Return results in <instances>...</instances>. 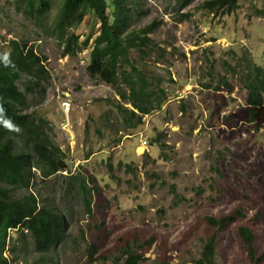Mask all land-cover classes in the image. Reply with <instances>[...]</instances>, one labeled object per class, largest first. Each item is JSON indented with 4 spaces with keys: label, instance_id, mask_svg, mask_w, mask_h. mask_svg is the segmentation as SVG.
Returning a JSON list of instances; mask_svg holds the SVG:
<instances>
[{
    "label": "rangeland",
    "instance_id": "obj_1",
    "mask_svg": "<svg viewBox=\"0 0 264 264\" xmlns=\"http://www.w3.org/2000/svg\"><path fill=\"white\" fill-rule=\"evenodd\" d=\"M179 1L126 2L130 29L155 20L149 37L161 49L143 60L131 53L161 106L142 115L141 126L127 129L116 118L115 99L131 105L86 72L98 32L95 15L87 13L73 28L79 42L91 36L87 45L67 55L50 35L60 0L39 20L25 13L23 1L0 0V55L9 52L11 40H26L44 57L48 73L41 89L25 93L20 111L45 120L46 133L68 163L47 178L32 167L28 187L14 189L15 196L34 193L67 220L65 237L45 254L50 264H123L122 247L133 239H152L137 249V264H195L211 235L217 264H248L240 226L253 233L261 258L255 264H264V114L249 117L244 87L247 60L264 69V3L239 0L230 13L213 14L201 9L203 0L182 8ZM27 80L22 75L17 81L22 91ZM18 144L14 149L23 147ZM80 180L91 191L90 215ZM236 209L243 217L221 229L205 220ZM9 232L17 248L3 255L12 264H30L38 254L28 233ZM86 243L96 246L94 261Z\"/></svg>",
    "mask_w": 264,
    "mask_h": 264
},
{
    "label": "trees",
    "instance_id": "obj_2",
    "mask_svg": "<svg viewBox=\"0 0 264 264\" xmlns=\"http://www.w3.org/2000/svg\"><path fill=\"white\" fill-rule=\"evenodd\" d=\"M21 1L25 13L39 20L51 9L53 0ZM192 1L180 0L179 7H185ZM238 1L203 0L201 9L213 14L218 11L230 13L237 7ZM126 2L127 0H60L54 13L50 35L62 44L63 54L74 55L87 45L91 36L88 35L79 42L73 28L80 25L87 13L95 15L98 32L92 38L86 72L92 79L110 85L121 101L131 105L132 109H128L115 99L114 110L116 118L124 127L133 129L141 126L142 115L148 114L154 108H160L161 99L150 89L151 83L146 80L143 67L140 68L139 63L133 61L131 53H137L139 60H143L154 49H161L149 37L157 22L153 20L140 28L130 29L132 14ZM161 55L160 53L159 57ZM43 59L26 40H11L9 52L0 55V264H12L11 259L3 255L6 250L14 252L17 248L16 241L9 236L11 230L18 237L25 236L24 231L28 233L33 251L38 254L30 264H50L45 259V254L51 252L66 234L67 220L63 214L40 204L37 196L30 191L26 190L20 196L14 195V189L28 187L32 167L38 170L42 178L68 167L65 155L52 143L45 131V120L33 116L32 113L20 111L25 102V93L36 88L41 89L40 85L48 77ZM245 68L244 87L247 90L248 115L256 120L260 114H264V69L248 60ZM22 75L29 77L25 91L17 84ZM157 81L159 84L160 78ZM223 83L227 84L224 80ZM121 84L126 86L127 92L121 90ZM121 112L124 113L122 116L119 114ZM15 143H19V146L22 143L23 147L14 149ZM78 189L82 193L85 213L90 215V188L85 181L80 180ZM239 217H243V213L236 209L232 214L207 216L205 220L221 229L226 223ZM237 233L246 250L248 264L260 261L250 228L240 226ZM214 239V235L204 238L199 257L194 259L195 264H217L214 257ZM151 241L152 239L139 242L133 239L126 242L121 251L123 264H137L142 259L137 249ZM85 248L88 259L94 261L96 246L86 243Z\"/></svg>",
    "mask_w": 264,
    "mask_h": 264
},
{
    "label": "bare ground",
    "instance_id": "obj_3",
    "mask_svg": "<svg viewBox=\"0 0 264 264\" xmlns=\"http://www.w3.org/2000/svg\"><path fill=\"white\" fill-rule=\"evenodd\" d=\"M142 150V148H138V151H141Z\"/></svg>",
    "mask_w": 264,
    "mask_h": 264
},
{
    "label": "water",
    "instance_id": "obj_4",
    "mask_svg": "<svg viewBox=\"0 0 264 264\" xmlns=\"http://www.w3.org/2000/svg\"><path fill=\"white\" fill-rule=\"evenodd\" d=\"M136 150H137V152H138V147H137V149H136Z\"/></svg>",
    "mask_w": 264,
    "mask_h": 264
},
{
    "label": "built area",
    "instance_id": "obj_5",
    "mask_svg": "<svg viewBox=\"0 0 264 264\" xmlns=\"http://www.w3.org/2000/svg\"><path fill=\"white\" fill-rule=\"evenodd\" d=\"M143 142H145V141L143 140Z\"/></svg>",
    "mask_w": 264,
    "mask_h": 264
}]
</instances>
